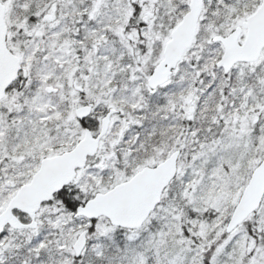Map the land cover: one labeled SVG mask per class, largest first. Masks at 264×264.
I'll return each mask as SVG.
<instances>
[{
    "label": "snow or ice",
    "instance_id": "snow-or-ice-1",
    "mask_svg": "<svg viewBox=\"0 0 264 264\" xmlns=\"http://www.w3.org/2000/svg\"><path fill=\"white\" fill-rule=\"evenodd\" d=\"M0 264H264V0H0Z\"/></svg>",
    "mask_w": 264,
    "mask_h": 264
}]
</instances>
